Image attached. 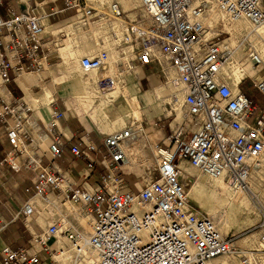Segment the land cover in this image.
<instances>
[{
  "label": "built area",
  "instance_id": "2783aa9c",
  "mask_svg": "<svg viewBox=\"0 0 264 264\" xmlns=\"http://www.w3.org/2000/svg\"><path fill=\"white\" fill-rule=\"evenodd\" d=\"M61 1L62 9L54 6L48 12L43 3L18 9L0 0L7 8L0 13V123L11 144L0 160V186H6L12 172L32 173L27 191L32 189L33 196L13 220L29 227L44 210L55 217L32 233L27 246L5 244L0 264H62L57 255L63 248L48 243L61 234L74 250L69 264H87L88 248L96 252V264H224L219 258L231 253L241 264H264V250L261 255L239 252L233 238L191 202L180 168L189 162L201 174L223 177L234 186L264 172V106L240 88L251 78L264 96V75L259 73L264 68V0H140L144 16L135 18L117 1ZM214 9L228 22H246L248 30L235 44L228 41L231 31L208 22ZM69 10L77 31L104 35L98 37L102 48L80 60L85 73L107 70L96 82L100 90L123 85L125 76L139 68H152L159 84L182 95L183 118L174 126L168 123V134L154 145L156 176L138 190L121 175L130 143L142 130L138 119L106 135L101 145L75 140L60 129L66 113L55 99L44 121L11 88L17 76H40L55 65L53 53L65 33H52L48 40L45 19ZM238 61L254 74L244 77L236 91L223 74ZM172 97L162 99L171 119ZM160 122L165 119L153 124ZM66 152L84 159L92 171L102 168L93 187L80 185L60 163ZM262 225L264 229V217ZM262 240L264 245V231Z\"/></svg>",
  "mask_w": 264,
  "mask_h": 264
},
{
  "label": "crops",
  "instance_id": "0c3cea01",
  "mask_svg": "<svg viewBox=\"0 0 264 264\" xmlns=\"http://www.w3.org/2000/svg\"><path fill=\"white\" fill-rule=\"evenodd\" d=\"M42 3L45 5L48 12L51 11L54 6L61 9L64 6L61 0H45V3ZM0 13L3 14L1 11ZM71 15H74V11L69 10L59 16L51 17L49 20L45 19L46 28L50 29L54 27L53 34L55 37L58 36V32L65 33V37H60L62 39L61 44L69 39V35H71L72 32L73 35L77 32H81L77 31L74 24L73 26L71 25ZM52 20L58 21L53 23ZM59 24L60 26L57 30L56 27ZM68 47L69 46L62 47L61 49H68ZM58 50H55L54 52ZM72 56V52H64V60L59 63H57L56 58L53 56L57 68L50 70L49 74L53 75L51 79L46 80V77L48 76V73L46 72L42 73L40 76L28 72L17 76L11 82V88L17 97H23L29 106L34 109V115L44 121L49 119V104L55 99L58 107L66 113V116L60 123L61 131L69 137L72 134L75 135V140L84 139L85 141L89 140L97 145H101L102 140L106 135L95 138L91 136V126L86 117L88 109H92L89 114L97 123L100 132L103 134L111 132L116 128H120L125 121V116L131 113L132 110L127 104L126 106L123 105V107L113 105L111 113L106 115L101 105L91 98L93 93H98L96 81L100 75L94 72H83V70L79 68V62L72 68V62L70 59ZM61 70L65 71V74L62 77L54 75ZM152 72V68H139L134 74L129 75L128 77L126 75L125 83L127 82V88L124 91L119 89L120 85H118V88L116 89L118 90V93L114 97L118 96L117 98H119L123 97L125 93L126 95L129 94L127 97L132 99V104L137 109L139 116H141V120H139L138 117H136V119H138V125L141 126L142 130L137 132L136 138L131 141L129 147L130 153L133 154L134 151V148L131 146L138 142L141 144L142 149H145L149 156L153 155L155 159L154 145L168 134L170 129L168 123L170 122H160L159 126H154L153 124L158 118L167 116L165 108L162 109L161 106L162 97L167 92L165 91L164 93L163 89L159 87L160 78ZM123 86L125 87L124 84ZM114 97L113 100L115 99ZM72 107L77 112L78 120L75 119V115L71 111ZM110 122L113 124L111 127L109 126L111 125ZM10 149L11 144L7 137L5 127L0 123V160L10 151ZM60 163L70 169L74 179L80 185L87 188H91L95 185L98 181L99 174L102 172L101 167H97L95 171H92L84 159L77 158L70 152L64 154ZM124 166L126 165H123V167ZM151 166H153V164ZM180 166L182 168V175L188 177L186 169L187 167L192 168L193 166L188 162H181ZM125 170L126 172L129 171V169ZM32 184L33 174L23 171L16 173L12 172L11 178L6 186H0V249L5 244H9L13 247L27 246L32 233L41 232L55 219V217H52L47 210H44L42 214L36 215L32 219L29 227L23 225L19 221L13 220V215L18 211L24 201L33 196L32 189L29 192L27 191L28 188L32 187ZM134 186L138 189L141 187V184L136 183ZM230 259L231 258L227 259L225 264H229L228 261Z\"/></svg>",
  "mask_w": 264,
  "mask_h": 264
},
{
  "label": "rangeland",
  "instance_id": "374dc122",
  "mask_svg": "<svg viewBox=\"0 0 264 264\" xmlns=\"http://www.w3.org/2000/svg\"><path fill=\"white\" fill-rule=\"evenodd\" d=\"M10 3H12L14 5V7L16 8H22V6L27 5L25 3H22L21 0H9ZM91 2L95 3V4H103L106 5L108 3H110L111 1H117L121 4L122 8L124 9V11L126 12L127 15H129L132 18H135L136 16H144V12L143 9L141 7V3L140 0H90ZM105 3H102V2ZM29 5H35V4H42V2L45 3V0H29ZM7 8L3 5H0V11L3 12V14L6 13ZM58 20H52L53 23L57 22ZM219 26V28H222L224 30H229L231 31L232 35L229 38L228 41L230 42H237L238 37L236 36L235 32L233 31L234 29L239 28L238 26L239 23H243V22H228L226 21V19H224L223 16L219 15V17L214 21V25ZM243 27H246L247 24L243 23L242 24ZM60 24L57 25V30L59 28ZM53 28H46L47 34H46V38L48 40L52 39V33ZM244 30V29H243ZM99 33V32H98ZM56 34V33H55ZM60 36V35H59ZM103 33L101 34H96V32L93 34V36H89L86 35L83 32H77L75 33V35H73V32L71 35H69V39L66 40L63 44H61L59 47V50L53 53V56L56 58L57 63L61 62L64 60V52H72L73 56L70 58L71 62H72V68L75 67L78 62L80 63V60L83 56L85 55H91V54H95L97 53L102 47L101 45H99V43L97 42V38L98 37H103ZM100 40V38H98V41ZM69 46L68 49H61L62 47H66ZM88 49V51H87ZM243 54L242 51H239V55ZM239 58H241V56H238ZM57 68V64L53 65L52 67H50L51 69H56ZM79 68L80 64H79ZM49 71H44L43 73H48V76L46 77V80H49L53 77V75L49 74ZM82 70V69H81ZM251 70V69H249ZM107 70H102L99 72V75H106ZM229 73V67H227L226 70ZM135 71L129 73L127 75V77L129 75L134 74ZM77 73V72H75ZM254 74V72H252ZM261 75H264V68L261 72ZM65 74L64 70L58 71L56 74H54L55 76H59L62 77ZM230 74V73H229ZM100 77V76H99ZM233 80V78L231 79ZM160 81V80H159ZM162 81V80H161ZM160 83V82H159ZM125 85V87L123 85H120L119 89H122L125 91V89L127 88V82L123 83ZM124 87V89H123ZM159 87H161L165 93V91L167 92L165 95H163L162 98H166L167 95L169 94V92L167 91L168 89H170L169 87H166L163 84H159ZM242 90H244L245 92H247L249 94V96H251L260 106H264V96L261 95L256 88L253 85V82L251 80V78H247L243 85H241L240 87ZM129 89V88H128ZM161 89V90H162ZM161 106L162 109L165 108V104L163 102V100H161ZM113 108L107 110L108 111V115L111 113ZM181 112V115H178V112ZM182 106L180 109H174V117L173 119L171 118H164V116L162 117L163 119H165V121H167V119L169 120V122H172V125L174 126L176 121H181L182 120ZM71 111L73 112V114L75 115V119L78 120V116H77V112L76 110L72 107ZM92 111L91 108L88 109L87 113H86V117L89 120L90 123V134L92 137H98V136H105V135H110V134H114L117 131H120L122 129H125L127 127H129L132 122H134L133 119L136 118L134 113H129L128 115L125 116V121L123 123V125L120 128H116L111 132H107V133H101L99 130V126L97 125V123L91 118L90 116V112ZM166 113V112H165ZM139 120H141V116L138 117ZM111 125H109L110 127L113 125L112 122H110ZM139 138V137H138ZM131 147L134 148L133 154L130 153L129 155V159L128 161L124 164L126 166L122 167L123 168V172L121 173V175L123 176L124 180H128L129 183L132 184V187L136 190L134 184L136 183H140L141 186L143 187L144 184H146L150 179L154 178L156 176V172L153 171V167L155 166V159L154 156H149V154L145 151V149H142L141 144L140 143H135L133 144ZM151 162V163H150ZM128 164V165H127ZM153 164V166H151ZM125 169H129L128 172H126ZM186 173L188 177L185 176H181V180L187 185V189L189 190L190 185H198V186H207L208 188H213L215 186L218 185V181L220 180H214L212 177H209L207 175H203L200 173L199 170L195 169V168H191V167H187L186 169ZM217 181V182H216ZM227 181V180H226ZM226 181H223L225 184L228 185V183ZM125 184V182L123 183ZM247 185L251 188V190L253 191V193L257 196L255 197L254 194L252 193L251 196L252 197H248L247 198H243L244 201L246 202V205L248 206V208L250 209V211L253 213L252 218L247 219L245 222L238 224L234 221H229L228 223H225V217H226V213H225V209H219L216 211H210L208 212V210L203 209L201 206H199V204L196 202V200L191 197L190 195V199L191 202L198 205L199 207H201V209L206 212L209 216H211V218L214 220V222L217 223L218 225V229L219 231H221L223 233V235L225 236V234H229L228 236L225 237H232L236 247L238 248L239 252L241 250H250L251 247L253 248H260V239L262 238V234H263V217H264V172L261 173V175H257L254 178L250 179L247 182ZM246 197V196H245ZM254 205H257L259 207V214L257 215L254 212ZM220 204H216V207H219ZM223 216V217H222ZM221 225V226H220ZM68 240V239H67ZM69 242V240H68ZM70 244V242H69ZM238 252V253H239ZM261 253L263 251H260ZM227 257H230L231 259L228 261L229 264H238L240 262V257L237 255V253H231L226 255Z\"/></svg>",
  "mask_w": 264,
  "mask_h": 264
},
{
  "label": "bare ground",
  "instance_id": "6f19581e",
  "mask_svg": "<svg viewBox=\"0 0 264 264\" xmlns=\"http://www.w3.org/2000/svg\"><path fill=\"white\" fill-rule=\"evenodd\" d=\"M28 1L29 0H21L22 3L29 5ZM102 3H105V2H102ZM219 15L220 14L214 9L208 18V22L214 23V21L219 17ZM236 22L246 23L242 19H240ZM243 23H239V25H240V26H238L239 28L233 30L238 38L241 35L245 34L246 31L248 30V26L243 27V25H242ZM262 32H264V30ZM228 40H229V37H228ZM97 42L100 45L101 41H98V39H97ZM231 43L235 44L236 42L233 41ZM239 64H240L239 61H238V64L236 62L229 64L227 67H229V73L230 74L226 71L227 67L225 68L224 74H223V77L225 79H227V78L232 79L233 78L232 86H233V89L236 91L238 89L237 84H239L243 80V78L246 77L248 74H253L252 70L242 68L241 65H239ZM93 72L96 74H99L98 71H93ZM98 78H97V80H98ZM96 87H97L98 93H93L91 95V98L94 99L95 102H97L98 104L101 105V107L104 110L106 115H108L107 110L113 108V105H116L118 107H123V105L126 106V104H127V106L129 108H131V110L135 114V116L140 117L137 109L132 104V101H131L132 99L127 97L129 94L126 95V93H125V95H123V97L117 98L118 96L114 97L118 93V90H116L118 88L117 86L113 87L111 89H108L106 91L100 90L98 88L97 84H96ZM169 88L170 89H168V92H169L168 95H173L172 100H171L172 104H173V108L174 109L176 108L178 110L181 108L182 95L180 93H178L174 87H169ZM175 94L178 95V98L175 96ZM47 96H49V95H47ZM113 97L115 98L114 100H113ZM178 115L179 116L181 115L180 110L178 112ZM129 150H130V148H129ZM189 164L191 166L197 168L192 163H189ZM180 168H181V166H180ZM181 171H182V168H181ZM213 179L214 180L220 179L218 181V185L213 187V188H208L205 185L204 186H198V185H193V184L190 185L189 193H190L191 197H193L196 200V202L199 204V206H201L205 210H208V212L216 211L219 209L220 210L225 209V213H226L225 223H228L231 220V221H234L238 224H241V223L245 222L247 219L252 218L253 213L250 211V209L246 205V202L244 201V199L247 198V196L249 198L252 197L251 194L253 193L251 188L247 185V182H246V184L244 183L243 185L234 186L231 183H229L228 181H226V179H224L223 177L213 178ZM223 181H226L228 183V185L225 184ZM140 188H138V189H140ZM138 189H136V190H138ZM254 196L257 197L255 194H254ZM216 204H220V206L216 207ZM253 209H254V212L258 215L259 214V211H258L259 207L257 205H254ZM216 225H217V223H216ZM217 227H218V225H217ZM228 235L229 234H225V236H228ZM48 243L51 246L63 248V251H61V253L57 255V258L61 260L62 264H69L70 261L74 258V250L71 249V246H70L67 238L64 235H62V234L59 235V238H57L55 240L50 239L48 241ZM250 250L254 251L258 255H261L262 253L260 251L264 250L262 238L260 239V248L256 249L254 247L253 248L251 247ZM85 258H86L87 264H96L97 254L93 249L88 248L85 250ZM229 258L230 257H227L225 255V256L220 257L219 260L225 264L227 262V259H229ZM239 263L241 264V260Z\"/></svg>",
  "mask_w": 264,
  "mask_h": 264
}]
</instances>
